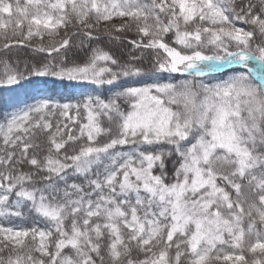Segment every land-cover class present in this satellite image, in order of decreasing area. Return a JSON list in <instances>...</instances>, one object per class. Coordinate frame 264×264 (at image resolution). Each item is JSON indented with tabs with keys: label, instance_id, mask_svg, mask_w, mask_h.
Masks as SVG:
<instances>
[{
	"label": "snow or ice",
	"instance_id": "obj_1",
	"mask_svg": "<svg viewBox=\"0 0 264 264\" xmlns=\"http://www.w3.org/2000/svg\"><path fill=\"white\" fill-rule=\"evenodd\" d=\"M101 33L129 60L69 61ZM0 53L36 89L0 125V264H264V0H0Z\"/></svg>",
	"mask_w": 264,
	"mask_h": 264
},
{
	"label": "trees",
	"instance_id": "obj_2",
	"mask_svg": "<svg viewBox=\"0 0 264 264\" xmlns=\"http://www.w3.org/2000/svg\"><path fill=\"white\" fill-rule=\"evenodd\" d=\"M247 27V26H246ZM128 38H134L133 33L127 34ZM79 39L76 38L75 44L76 46L72 47L70 51L67 52V57L69 61H75L77 63L85 62L88 57L91 55V48L94 47H102L104 50L109 51L115 58L120 60L121 62L127 61L130 58V46L125 40L123 43H119L113 40H109V38L101 33L100 39L93 40L91 42H86L83 47L79 46ZM138 55V53H136ZM3 54L0 53V56ZM13 59H19L21 61H31L33 59H41L45 57L46 53H35L30 48H21V49H13L9 54ZM55 55V54H53ZM150 59V58H149ZM143 67L148 70L151 65L149 61L146 59L143 63ZM233 70L239 71V68L229 69L227 71L216 74L218 79H226L230 76ZM164 77H167V74H163ZM42 88H46L50 90L53 94L57 95V97H69L71 95H75L77 98L80 93L91 94L92 90L95 86L93 85H80L77 82H56L49 83L46 86H41ZM36 91V89H31L27 93L23 90L16 91H3L0 90V124L4 123V117L9 112L18 111L20 108H23L25 105L32 103L31 95ZM108 93H106L107 95ZM106 123V122H105ZM127 150V149H125ZM169 169H171V164H169ZM5 223H9L8 221H4ZM34 224H38L40 227L44 226V222L40 221L35 214L31 216H25L24 218H13L10 222V226H18V227H30Z\"/></svg>",
	"mask_w": 264,
	"mask_h": 264
},
{
	"label": "water",
	"instance_id": "obj_3",
	"mask_svg": "<svg viewBox=\"0 0 264 264\" xmlns=\"http://www.w3.org/2000/svg\"><path fill=\"white\" fill-rule=\"evenodd\" d=\"M231 67V66H230Z\"/></svg>",
	"mask_w": 264,
	"mask_h": 264
}]
</instances>
